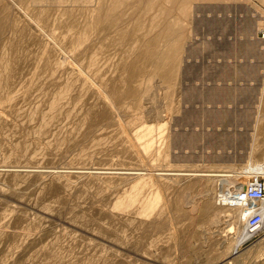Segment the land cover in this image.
Returning <instances> with one entry per match:
<instances>
[{"label": "rangeland", "instance_id": "obj_1", "mask_svg": "<svg viewBox=\"0 0 264 264\" xmlns=\"http://www.w3.org/2000/svg\"><path fill=\"white\" fill-rule=\"evenodd\" d=\"M212 1L0 0V264H264L221 202L264 178V11Z\"/></svg>", "mask_w": 264, "mask_h": 264}, {"label": "built area", "instance_id": "obj_2", "mask_svg": "<svg viewBox=\"0 0 264 264\" xmlns=\"http://www.w3.org/2000/svg\"><path fill=\"white\" fill-rule=\"evenodd\" d=\"M264 201V179L254 180L232 195L221 197V202L228 208L239 207L242 212L243 229L254 233L262 227L264 217L258 204Z\"/></svg>", "mask_w": 264, "mask_h": 264}, {"label": "crops", "instance_id": "obj_3", "mask_svg": "<svg viewBox=\"0 0 264 264\" xmlns=\"http://www.w3.org/2000/svg\"><path fill=\"white\" fill-rule=\"evenodd\" d=\"M212 2H215L216 8L213 10L216 11V19L221 20V25L235 28L254 27L255 23L251 13L264 11V0H214ZM256 17H260V15L257 14ZM229 20L230 25L223 24ZM256 36L260 37V34L257 33ZM260 39L263 38L260 37Z\"/></svg>", "mask_w": 264, "mask_h": 264}, {"label": "bare ground", "instance_id": "obj_4", "mask_svg": "<svg viewBox=\"0 0 264 264\" xmlns=\"http://www.w3.org/2000/svg\"><path fill=\"white\" fill-rule=\"evenodd\" d=\"M254 170H257L256 168L254 169ZM256 172V171H255ZM253 173V172H252ZM251 175V174H250ZM205 176H210V177H217V178H226L227 177V175H224V174H214V173H210V174H208V175H205ZM264 179V178H263ZM240 184V183H239ZM241 186V185H240ZM237 187V186H236ZM241 187H243V186H241ZM227 194V193H226ZM230 194H233V192L232 193H230ZM228 195V194H227ZM224 196V195H223ZM263 202V201H262ZM261 202V203H262ZM261 203H259L257 206H258V208H259V211L262 213V211H261V208H260V205H261ZM228 209H236V210H240L241 211V217H242V215H243V212H242V210L239 208V207H237V206H235L234 208H228ZM262 215H263V213H262ZM263 217H264V215H263ZM264 225V221H263V224H262V226ZM248 233V232H247ZM248 234H251V233H248Z\"/></svg>", "mask_w": 264, "mask_h": 264}]
</instances>
